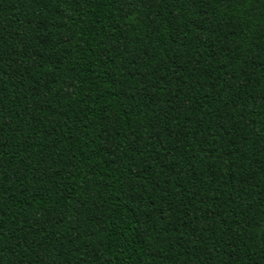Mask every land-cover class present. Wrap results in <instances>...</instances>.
Here are the masks:
<instances>
[{
  "label": "trees",
  "instance_id": "16d2710c",
  "mask_svg": "<svg viewBox=\"0 0 264 264\" xmlns=\"http://www.w3.org/2000/svg\"><path fill=\"white\" fill-rule=\"evenodd\" d=\"M0 264H264V0H0Z\"/></svg>",
  "mask_w": 264,
  "mask_h": 264
}]
</instances>
